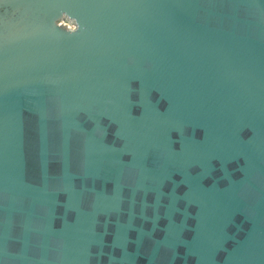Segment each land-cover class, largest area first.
<instances>
[{"label": "water", "instance_id": "1", "mask_svg": "<svg viewBox=\"0 0 264 264\" xmlns=\"http://www.w3.org/2000/svg\"><path fill=\"white\" fill-rule=\"evenodd\" d=\"M0 264H264V0H0Z\"/></svg>", "mask_w": 264, "mask_h": 264}]
</instances>
